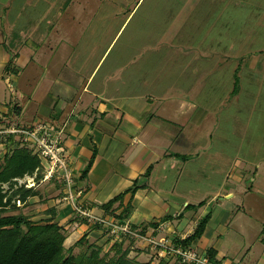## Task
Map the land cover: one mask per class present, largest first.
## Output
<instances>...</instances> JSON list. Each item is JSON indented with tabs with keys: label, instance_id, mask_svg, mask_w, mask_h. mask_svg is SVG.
Instances as JSON below:
<instances>
[{
	"label": "crops",
	"instance_id": "crops-1",
	"mask_svg": "<svg viewBox=\"0 0 264 264\" xmlns=\"http://www.w3.org/2000/svg\"><path fill=\"white\" fill-rule=\"evenodd\" d=\"M165 1L0 0V126L49 123L61 129L83 205L111 220L130 206L121 223L135 234L110 237L107 230L102 237L101 224L73 221L65 248L85 232L91 240L104 239L106 251L117 241L129 257L159 263L169 258L149 237L183 239L208 215L191 247L214 250L219 264H264V144L258 153L252 149L251 155L250 148L248 155L230 156L233 164L225 168L223 155L209 153L210 113L226 110L240 87L225 94L218 108L197 99L208 74L231 56L199 49L217 24L209 25V12L198 16L204 36L194 46L199 28L192 29L198 19L192 12L203 0H180L173 12L163 10ZM252 53L235 64V77L243 64L253 73L261 66ZM2 143L0 165L9 148L25 146L15 134ZM210 178L217 183L201 184ZM135 179L140 188L125 192ZM34 189L37 194L23 203L42 205L30 213L32 221L74 220L70 203Z\"/></svg>",
	"mask_w": 264,
	"mask_h": 264
},
{
	"label": "rangeland",
	"instance_id": "rangeland-1",
	"mask_svg": "<svg viewBox=\"0 0 264 264\" xmlns=\"http://www.w3.org/2000/svg\"><path fill=\"white\" fill-rule=\"evenodd\" d=\"M178 1L180 0H166L163 5H165V3L167 5L163 10L168 9V11L173 12L175 7L176 9L179 8L180 3H178ZM160 5L163 7L162 3H160ZM206 5L209 6V9ZM167 6L168 8H166ZM201 12L203 17V12H209V25L214 20H216L217 24L214 25L212 32L207 35V39H203L205 42L198 46L197 44L200 42V38L204 36L200 35V17L198 16ZM192 13L195 18L198 17L197 21L193 19V22L196 21L197 24H193L192 29L195 26L199 28V30L194 32L192 35L194 46L197 45L202 52L208 51V48L210 52L214 53H220L222 50H225V53H229L231 56L227 63L222 64L221 68H215L214 72L208 74L207 81L203 83L206 84V87L203 85L201 96L197 98L198 101L203 105L208 104L207 107L213 106V108H218V106H220L219 102L224 99L223 97L225 94H228L229 91L233 90L236 86L240 87L237 98H235L233 102H230L228 107H226V110L223 111L222 109H218L214 114L210 113L209 122L211 124V128L213 129V132H211L213 147L209 148V153L218 151L220 156L223 155L225 157L226 162L224 165L225 168H228L233 164L230 156H234L236 153L240 156L243 153L248 155L250 148L251 155L253 153L252 149L254 152L258 153V148L259 150H262L264 144V0H219L218 2L217 0H203L199 3L197 2V7ZM218 14L219 17H217ZM204 19L205 18H203V20ZM189 21H192V18L189 19ZM127 30L128 29H126L124 35L127 34ZM180 36L182 37V35ZM252 52H254V54ZM196 53L197 50H193L191 52L193 56L196 55ZM251 53L257 58L256 62H258L256 65L261 64V66L257 70H254L253 73L246 65L243 64L242 67L240 65V73H238L235 77L232 71L235 64H237L238 61H247L248 56ZM187 54H189L188 51ZM216 57L226 59V56L223 57L222 54L217 55ZM2 142L4 143L3 140H0V144ZM25 146L31 149V145L30 147L28 145ZM260 154L261 153H259V155ZM210 157L212 156L210 155ZM189 165L190 171H192L193 162ZM207 166L210 171V167L212 166L211 162H208ZM44 172L45 168H43V171L41 172L43 178L45 175ZM32 177H35V175ZM27 178L28 177L24 176L23 178L17 179V184L15 186L27 187L32 184L33 185L30 187L33 188L40 186L43 196L47 199H62L69 204L68 201L63 199L65 192L64 186L62 185L61 188L59 186L62 184L60 176L55 174L50 179H44L43 181H33L29 178L27 180ZM206 181H209L210 184L217 183L214 178L207 180L203 179V183L201 184L207 188L208 186ZM25 183L30 184L26 186ZM3 188L5 190L9 189L6 184L3 185ZM41 206L42 205L39 202H32V204L29 202L25 204L12 202L8 207L6 214L21 213L31 217L30 213L34 211L35 208L40 209ZM74 215L75 214L73 213V216H71L74 220L66 221L61 225L63 227L64 234L67 236L70 231L72 232V226H75L74 223H72L73 221H76L77 224H81V219L76 215V217H74ZM108 221L118 222L117 220L111 219H108ZM102 227L104 228V231L102 230L104 234L102 233L101 236L104 237L109 230L107 229L108 226H106L107 228L105 226ZM108 234L111 237L110 231ZM83 235L86 236L85 232H83L80 238ZM122 235L123 234L119 233L116 236ZM90 240V238H85L78 246H72L71 253L76 255L80 252L88 250V246L92 243L101 247L104 244V239L101 241L100 237L91 240V242ZM101 255H104L108 259L113 257L114 253L111 250L106 251L105 247H102ZM168 258L169 259L167 261L164 260L163 262L166 264H181L174 258Z\"/></svg>",
	"mask_w": 264,
	"mask_h": 264
},
{
	"label": "trees",
	"instance_id": "trees-1",
	"mask_svg": "<svg viewBox=\"0 0 264 264\" xmlns=\"http://www.w3.org/2000/svg\"><path fill=\"white\" fill-rule=\"evenodd\" d=\"M92 162L93 159H90L82 171V177L87 175ZM42 171L43 166L39 157L28 147L21 145L9 148L0 165V264H152L150 261L142 262L130 258L128 249H122V243L117 241L110 248L114 255L108 259L101 255L102 247L94 243L88 246V250L72 254V246H78L86 238L85 235L71 247L65 248L66 236L63 227L52 218L32 221L25 214H6L12 202L24 203L28 197L37 194L33 187H16V180L35 175V180L38 181L42 177ZM139 182L140 180L135 179L125 192L134 194L141 186ZM4 184L8 185L9 189L5 190ZM125 192L113 197L102 207L108 209L114 202L120 200ZM129 210L130 206H127L116 216L117 221L123 222ZM46 211L54 212L52 209ZM207 221L208 215L197 223L192 234L183 239H176L175 242L190 246L192 240L202 235ZM81 222L84 220L81 219ZM207 253L214 264H219L215 260L214 250L209 249ZM158 264L166 263L160 261Z\"/></svg>",
	"mask_w": 264,
	"mask_h": 264
},
{
	"label": "built area",
	"instance_id": "built-area-1",
	"mask_svg": "<svg viewBox=\"0 0 264 264\" xmlns=\"http://www.w3.org/2000/svg\"><path fill=\"white\" fill-rule=\"evenodd\" d=\"M62 132L61 129H54L49 123L39 124L32 128H19L14 125L5 127L1 125L0 140L5 141L10 135L15 134L21 137L25 145L29 147L31 145L30 150L39 157L43 168H45L44 178L42 175L40 181L50 179L55 174L60 176L65 192L63 199L72 205L73 213L77 217L88 223L108 226L106 228L115 236L119 233L123 235L135 234L127 223L109 222L106 218L96 216L80 201L81 192L73 189L72 171L61 146ZM25 177L35 180V177L32 176ZM29 184L25 183L26 186ZM148 241L153 247L160 248V251L165 254L163 256L174 258L181 264H214L207 253H199L191 246H183L178 242L164 238L157 240L149 237Z\"/></svg>",
	"mask_w": 264,
	"mask_h": 264
},
{
	"label": "bare ground",
	"instance_id": "bare-ground-1",
	"mask_svg": "<svg viewBox=\"0 0 264 264\" xmlns=\"http://www.w3.org/2000/svg\"><path fill=\"white\" fill-rule=\"evenodd\" d=\"M33 185V184H32ZM32 185H30V186H32Z\"/></svg>",
	"mask_w": 264,
	"mask_h": 264
}]
</instances>
